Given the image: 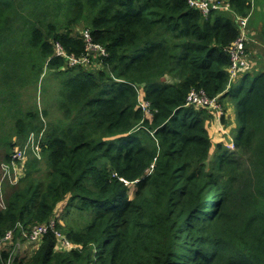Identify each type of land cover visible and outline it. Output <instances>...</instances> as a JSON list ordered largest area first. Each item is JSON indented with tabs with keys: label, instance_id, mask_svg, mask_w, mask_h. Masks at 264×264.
I'll use <instances>...</instances> for the list:
<instances>
[{
	"label": "trees",
	"instance_id": "16d2710c",
	"mask_svg": "<svg viewBox=\"0 0 264 264\" xmlns=\"http://www.w3.org/2000/svg\"><path fill=\"white\" fill-rule=\"evenodd\" d=\"M221 1L231 12L204 15L188 0H0V113L15 137L0 141L2 160L43 129L41 160L26 159L5 189L0 239L14 237L0 264H264V67L227 88L234 16L251 3ZM83 29L107 53L67 65L55 44L82 57ZM35 60L57 81L52 119V107L15 100L27 72L41 76ZM191 90L235 107L233 151L212 145V114L186 104ZM50 220L72 247L57 248L48 229L13 253L17 224Z\"/></svg>",
	"mask_w": 264,
	"mask_h": 264
},
{
	"label": "built area",
	"instance_id": "2783aa9c",
	"mask_svg": "<svg viewBox=\"0 0 264 264\" xmlns=\"http://www.w3.org/2000/svg\"><path fill=\"white\" fill-rule=\"evenodd\" d=\"M251 10L253 8V0H250ZM190 7L198 9L204 15L208 14L210 10H223L226 12H231L230 5L227 2L221 0H188ZM251 10L246 16H234L238 22L239 34L233 43L229 46V57L230 65L228 68L229 78L227 83V88L230 86L231 82L236 80L239 77V73L243 71V68L246 64V58L244 56V42L246 39V24L249 19ZM85 40V49L86 54L80 58H75L72 55H67L61 49V47L56 43L55 50L56 54L63 56L68 65H76L79 63L89 62V55L96 53L100 55H106V50L103 46L93 43L90 38L89 32L85 29L81 32ZM139 93V92H138ZM140 94V93H139ZM187 105H195L196 107H203L208 110V108H214L218 118L222 117L224 111L220 104L217 102V97L208 98L200 90H191L187 96ZM138 105L142 108L143 111L149 114L148 102L142 98L138 99ZM225 147L233 151L235 149V143L232 136H228L226 141L223 143ZM41 153V134H34L30 132L26 141L18 147H15L10 154V159L6 162L0 164V209L4 208L6 205L5 201V187L7 185H16L19 180L20 171L18 173L17 167L20 168V165L26 160L29 155H33L37 158H40ZM17 227L20 230V235L22 238L29 240L32 244H37L41 236L48 230L51 229L54 231V234L57 238V248L66 247L70 248L72 245L70 242L58 231L54 229V222L50 220L47 224H35L30 226L28 229L23 228L20 224H17ZM14 236L13 230H8L4 236L0 239V249L2 245L8 241H11ZM14 253V252H13ZM12 259L9 258L8 262Z\"/></svg>",
	"mask_w": 264,
	"mask_h": 264
},
{
	"label": "rangeland",
	"instance_id": "374dc122",
	"mask_svg": "<svg viewBox=\"0 0 264 264\" xmlns=\"http://www.w3.org/2000/svg\"><path fill=\"white\" fill-rule=\"evenodd\" d=\"M263 22H264V2H261L259 0H253V8L251 10L249 19H248L247 24H246L247 36H246V39L244 42V49H245L244 56L246 58V64H245V67L243 68V71H245L247 69L252 70L253 68L259 69V68H261V66L264 67V38L262 39L259 35L260 34L259 29L262 26ZM83 30H85V29H83ZM94 54L96 56H99L96 53H94ZM65 63H66V61H65ZM86 64H88V63L84 62V63H79L76 65H81V66H85V67H88L91 65V63H89L88 65H86ZM38 65L41 67V73H42L41 76L36 79V74L32 75L31 73L27 72L26 78H25V79H27V81H26L27 84L23 85L22 88L17 86L16 91L19 93V95H18L19 99L17 98L18 97L17 96L15 98V100H16V102L18 100L21 101L20 103L22 106L30 104L31 102L34 101L41 110L43 108L49 109L48 107H52L49 109V112L51 113L50 118L52 119L53 117L58 116V115H56V114H58V110H57L56 99H55L57 81L53 77L51 71H49V70H47V68H45L44 63L40 65V62L35 60V66L37 67ZM45 91L47 92V95L43 99L42 93H44ZM220 106L224 107V104L220 103ZM213 109L208 108L209 113H211L212 117H214L217 121H220V117L218 118V116H217L218 112L216 113L215 110H213ZM223 114H224L225 122L227 123V120H229L231 115L226 114V110L224 111ZM2 115L4 116V112L2 114L0 113V141L7 142V139H9V140L13 139V141H14L15 137H11L12 136V130H13L12 129L13 119L8 118V117H3ZM222 126H220V128H219L221 135L223 136V134L225 133V134H228L227 135V137H228V136H230L229 135L231 133L230 131H232L235 127H237V124H235L234 128H232L229 123H227L223 127ZM13 127H14V124H13ZM30 132H33L35 135L41 134V139H42L43 129H41L39 132H36L33 130H31ZM29 133L27 134V136L25 137V139L21 143H17L11 148L10 154L12 153V151L15 147L21 146L26 141ZM227 137L225 136L224 138H222V140H221L222 144L226 141ZM5 149H6L5 146L3 147L2 143L0 142V164L7 161V160H2ZM28 158H36L37 160H41L42 153H40V158H37L33 155H29L26 159H28ZM25 161L20 165V168L17 167L18 173L20 171L19 178L21 176L23 166L26 165ZM18 183H19V180H18ZM6 187H5V189H6ZM24 246L30 248V250H33L36 247V244L34 245V244H32V242H30L29 240H26V239L21 241V239L19 238L17 240V242L15 243L13 252L15 253L17 251L19 254L23 253Z\"/></svg>",
	"mask_w": 264,
	"mask_h": 264
},
{
	"label": "crops",
	"instance_id": "0c3cea01",
	"mask_svg": "<svg viewBox=\"0 0 264 264\" xmlns=\"http://www.w3.org/2000/svg\"><path fill=\"white\" fill-rule=\"evenodd\" d=\"M224 108L226 110V114L231 115L229 120H227V123H229L230 126L232 128H234V126L236 124L235 107H233L230 103L227 102V103H224ZM222 125L223 124H221L220 121H217L214 117L209 123V130H210V136H211L210 139H211V142H212L213 146H214V144L221 143L222 138H224L225 136L227 137V135H228V134H225L224 132H223L224 133L223 136L221 135L219 128ZM236 128L237 127H235L234 129H236ZM234 129L232 131H230L231 133L229 134L232 137L234 136V133L236 131ZM212 149L213 148H211V152L213 151ZM24 248H26V247L24 246Z\"/></svg>",
	"mask_w": 264,
	"mask_h": 264
}]
</instances>
